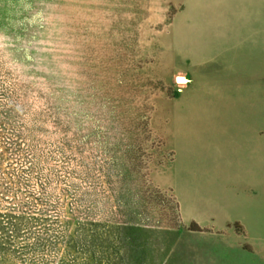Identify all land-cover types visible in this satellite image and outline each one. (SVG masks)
I'll return each instance as SVG.
<instances>
[{
	"label": "rangeland",
	"instance_id": "374dc122",
	"mask_svg": "<svg viewBox=\"0 0 264 264\" xmlns=\"http://www.w3.org/2000/svg\"><path fill=\"white\" fill-rule=\"evenodd\" d=\"M246 2L201 59L186 1L0 0L4 168L49 204L29 234L0 225L41 258L0 264H264V0Z\"/></svg>",
	"mask_w": 264,
	"mask_h": 264
},
{
	"label": "trees",
	"instance_id": "16d2710c",
	"mask_svg": "<svg viewBox=\"0 0 264 264\" xmlns=\"http://www.w3.org/2000/svg\"><path fill=\"white\" fill-rule=\"evenodd\" d=\"M3 114V111L0 110V116H3ZM5 124L0 118V133L5 132ZM14 136L15 138L18 137L16 134ZM0 145L3 146L0 147V150H3V152H0V195L5 198L11 197L12 199L7 208L9 212L3 213L0 211V225H8L11 232L15 235L25 234L23 231L29 234L28 232H30L32 225H49L47 218L49 210L46 208L49 206L47 195H44L45 192L34 193L29 185L30 178H32V175H30L32 169L28 167L27 169L17 170L14 165L4 168L6 155L8 153L16 155L21 150L20 143L18 141L7 142L6 139L1 142L0 139ZM7 145L11 147L9 148ZM25 159L26 163L27 159ZM41 191L44 190L42 189ZM57 221L58 219L54 223L59 225L60 222ZM21 227H24V229H21ZM28 242L21 243L28 244L25 246L8 243L9 248H6L5 244L0 243V257L2 258L4 254H9L17 258L23 257L24 259L29 255L33 256L35 260L41 258L47 246L41 242Z\"/></svg>",
	"mask_w": 264,
	"mask_h": 264
},
{
	"label": "bare ground",
	"instance_id": "6f19581e",
	"mask_svg": "<svg viewBox=\"0 0 264 264\" xmlns=\"http://www.w3.org/2000/svg\"><path fill=\"white\" fill-rule=\"evenodd\" d=\"M181 1H186L188 4H190V5H192V7L194 8V9H192V11H193V13L194 14H197V13H199L200 14V24L197 26V25H195L194 27H192V28H188V31H187V33H189L190 35H192L195 39H199V41H193V45H192V47L194 48V51L196 52V53H198V50H199V47L200 48H202L203 47V49L200 51V53L201 54H199V57L201 56V57H203V56H205V55H207V53H208V48H211V46H213L212 45V41H213V39L214 38H216V37H220V35L222 34V32H225V29H226V27H227V25H228V18H230V16L231 15H234V8L236 7V6H238V5H242V1L244 2V4H246L247 5V2L246 1H248V0H181ZM246 2V3H245ZM263 2V1H262ZM258 10V9H257ZM254 28V27H253ZM199 29H201V30H199ZM243 32V31H242ZM215 34H217V36L215 35ZM250 36H252V35H250ZM171 37V36H170ZM235 42V41H234ZM230 43V42H229ZM260 43V42H259ZM255 44V43H254ZM261 44V43H260ZM237 45V44H236ZM235 45V46H236ZM264 45V44H263ZM218 46V45H217ZM230 47V46H229ZM228 47V48H229ZM187 49V48H186ZM174 50V49H173ZM184 52V51H183ZM209 52H211V49H210V51ZM169 54V53H168ZM194 55V54H193ZM169 56H170V54H169ZM194 57V56H193ZM200 57V58H201ZM196 59H197V57H195ZM202 59V58H201ZM206 67H207V65H206ZM211 70H213L214 72H216V73H218V68H215L214 67V69H211ZM205 77H206V79H207V81H208V83L210 84L211 82L213 83V79L205 72ZM201 78V77H200ZM215 78V77H214ZM251 78V77H250ZM202 79V78H201ZM227 79V78H226ZM203 80V79H202ZM215 80L217 81V79L215 78ZM217 82H219V81H217ZM226 82V81H225ZM199 83V82H198ZM198 83H197V85H198ZM201 83V82H200ZM200 83H199V85H200ZM211 83V84H212ZM221 83V82H220ZM223 83V82H222ZM222 83H221V85H222ZM246 83V82H245ZM202 84H203V82H202ZM208 84V85H209ZM244 84V83H243ZM203 86V85H202ZM225 86H226V84H225ZM242 86V85H241ZM231 87H234V86H231ZM235 88V87H234ZM194 91H196V90H194ZM251 91V90H250ZM188 93V92H187ZM196 93V92H195ZM254 93V92H253ZM197 94V93H196ZM248 94H250V92L248 93ZM191 95V94H190ZM233 95V94H232ZM241 95V94H240ZM234 96V95H233ZM232 96V97H233ZM248 97V96H247ZM187 98V97H186ZM188 98H189V96H188ZM230 98V97H229ZM246 97H244V99H245ZM208 99V98H207ZM247 99V98H246ZM245 99V100H246ZM249 99H250V97H249ZM248 99V100H249ZM254 99V98H253ZM214 100V99H213ZM212 100V101H213ZM228 100H232V99H228ZM239 100L240 101H243V100H241L240 98H239ZM238 100V101H239ZM222 101V100H221ZM234 101V100H233ZM238 101H236V102H238ZM263 101V100H262ZM248 103L250 102V100L249 101H247ZM251 102H252V99H251ZM244 104V103H243ZM245 104H246V101H245ZM245 104H244V108H245ZM253 104V103H252ZM183 107V106H182ZM192 109H197V107H193ZM247 109V108H246ZM240 114H241V112H239ZM245 117V116H244ZM218 118V117H217ZM246 118V117H245ZM257 118H259V117H257ZM254 119H256V118H254ZM250 121V120H249ZM251 122V121H250ZM230 123V122H229ZM251 124V123H250ZM178 126H179V124H178ZM177 126V127H178ZM182 126H184V125H182ZM175 128V127H174ZM195 129H197V128H195ZM180 130V132H183L181 129H179ZM178 130V131H179ZM230 130H232V129H229V131ZM242 130V129H241ZM189 131V130H188ZM243 131V130H242ZM175 132V131H174ZM176 132H177V130H176ZM186 132H187V130H186ZM186 132H183V133H186ZM237 132V131H236ZM235 132V133H236ZM241 132V131H240ZM179 133V132H178ZM189 133V132H188ZM192 132H190V134H191ZM205 133V132H204ZM234 133V134H235ZM243 133V132H242ZM175 134V133H174ZM182 134V133H181ZM244 134V133H243ZM189 135V134H188ZM194 135V134H193ZM198 135H199V133H198ZM198 135H196L197 137L196 138H198ZM204 134H202V136H203ZM206 135V134H205ZM209 135V134H208ZM233 135V134H232ZM232 135H230L231 137H232ZM201 136V135H200ZM224 135H222V137H223ZM227 136V135H226ZM234 136V135H233ZM258 136V135H257ZM195 137V136H194ZM221 137V136H220ZM200 138V137H199ZM198 138V139H199ZM201 138H203V137H201ZM212 138V137H211ZM218 138V137H217ZM208 139V138H207ZM207 139H206V141H207ZM213 139H214V136H213ZM223 139H224V137H223ZM222 139V140H223ZM228 139V138H227ZM190 140V139H189ZM221 140V141H222ZM225 140V139H224ZM223 140V141H224ZM209 141H211L210 140V137H209ZM214 141V140H213ZM216 141V140H215ZM221 141H220V144H221ZM230 141V140H229ZM238 141H240V140H238ZM241 142V141H240ZM206 143V142H205ZM207 144V143H206ZM224 144V143H223ZM233 144V143H232ZM250 144V143H249ZM208 145H210V144H208ZM212 145V144H211ZM213 145H214V143H213ZM212 145V146H213ZM251 145V144H250ZM205 146V145H204ZM223 146V145H222ZM203 146L201 145L200 146V149L202 148ZM232 147H233V145H232ZM237 147V146H236ZM235 147V148H236ZM239 147H241V149H244L245 147L243 146V144H241V145H239ZM205 148V147H204ZM213 148H214V146H213ZM208 149V148H207ZM222 150L224 149V148H221ZM237 149V148H236ZM218 150H220V148L218 149ZM246 150V149H245ZM242 152H244L243 150L242 151H240V153L239 154H242ZM230 155V154H229ZM229 155H228V157H229ZM220 156H221V153H220ZM231 156H233L232 154H231ZM235 156V155H234ZM238 156V155H237ZM217 157L218 156H216V159H217ZM221 157H223V156H221ZM227 156H225L224 158H228ZM229 159V158H228ZM232 159V158H231ZM235 159V158H234ZM239 159H241L240 160V162L241 163H243V162H245V161H247L248 159H247V157H245L244 155H243V157L242 158H239ZM220 160H221V158H220ZM225 161H226V159H225ZM232 161H236V160H232ZM222 162H223V159H222ZM223 163H225V162H223ZM226 163H229L228 161L226 162ZM235 163V162H234ZM241 163H239L238 165H239V167L241 166ZM221 165V164H220ZM226 166V165H225ZM242 167V166H241ZM263 167V166H262ZM261 171V170H260ZM263 172V171H262ZM261 172V173H262ZM262 180V179H261ZM194 199V198H193ZM194 202V201H193ZM208 203V202H207Z\"/></svg>",
	"mask_w": 264,
	"mask_h": 264
}]
</instances>
